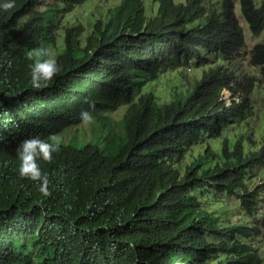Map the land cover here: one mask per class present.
<instances>
[{
	"label": "trees",
	"instance_id": "obj_1",
	"mask_svg": "<svg viewBox=\"0 0 264 264\" xmlns=\"http://www.w3.org/2000/svg\"><path fill=\"white\" fill-rule=\"evenodd\" d=\"M85 1L15 0L0 10V264H263L264 184L255 178L264 143L247 146L226 130L253 114L264 42L246 50L235 0H152L154 11L122 0L88 34L66 24ZM239 2L260 34L264 0ZM61 31V71L33 89L28 53L50 50ZM242 54L259 75L231 68ZM175 65L207 68L189 92L161 102L148 84ZM123 104V136L59 141L40 161L47 196L17 175L21 140L54 139L82 123V111L103 126ZM218 139L220 149L209 145ZM196 145L205 150L183 165Z\"/></svg>",
	"mask_w": 264,
	"mask_h": 264
},
{
	"label": "rangeland",
	"instance_id": "obj_2",
	"mask_svg": "<svg viewBox=\"0 0 264 264\" xmlns=\"http://www.w3.org/2000/svg\"><path fill=\"white\" fill-rule=\"evenodd\" d=\"M121 1L122 0H86L67 16L68 22L66 24L67 26L83 25L86 28L85 33L88 34L92 31L94 22L99 19L106 21L110 16V11L116 5L120 4ZM145 1L148 10L154 11L156 9L157 6H154L152 0ZM255 2L257 5H260L261 0H255ZM235 3L237 15L245 32L247 43L246 50H250L256 43L264 42V30L260 34L254 35L240 11L239 0H235ZM148 15H152V13L148 12ZM63 49L64 33L61 31L56 46L51 47L49 51L56 57ZM189 67H191L190 70L188 69ZM206 68V66L196 67L195 65H188L185 68H179L176 65L174 67L170 66L158 79L150 82L147 89L152 90L161 102L168 101L175 92H189ZM231 68L235 69L236 74L241 78L245 75H259V68L250 64L249 55L246 56L242 54L241 57L233 61ZM252 103L253 114L247 118L248 120L235 123V126L231 129L227 128L229 130H226V133L231 139H233V136L242 135L247 146L250 145L251 147L259 148L264 143V84L258 83V85L255 86V90L252 94ZM126 109L127 105L123 104L116 111L105 113L103 116L105 124L103 126L96 121L94 116H90L91 118L89 120L67 128L59 135L55 136L54 139L64 143H85L91 142L93 138H95V140L99 139L101 145H104L106 141L105 138L108 137V135H124L123 116ZM221 140L222 139L211 141L209 145L213 148L220 149ZM205 147V145L194 146L189 152L190 155L184 159L183 165L190 163L193 158L202 154ZM255 181L264 184V166L258 167ZM262 201L260 208L261 213L264 212V197ZM231 207H234V204H232ZM240 217V214L235 210L232 215V220L236 221ZM255 244L259 248L264 264V241L256 240Z\"/></svg>",
	"mask_w": 264,
	"mask_h": 264
},
{
	"label": "clouds",
	"instance_id": "obj_3",
	"mask_svg": "<svg viewBox=\"0 0 264 264\" xmlns=\"http://www.w3.org/2000/svg\"><path fill=\"white\" fill-rule=\"evenodd\" d=\"M14 3L15 0H0V10L11 9ZM28 56L31 59L29 77L33 89H40L46 86L61 71V65L54 54L44 46L30 50ZM188 69L190 70L191 67ZM225 91L230 92L229 99L231 102L232 97L229 89L225 88L223 90L221 98L228 102L227 98H224ZM238 94L233 99L237 100L235 97H238L239 100ZM230 104L227 103V105ZM80 118L83 121H87L91 118L90 113L82 111ZM59 148L60 142L52 138L44 139L40 136H30L21 140L15 149V157L18 161L17 175L33 181L37 186V190L44 196L49 194V182L47 174L40 167V161L51 160L53 153L57 152Z\"/></svg>",
	"mask_w": 264,
	"mask_h": 264
},
{
	"label": "built area",
	"instance_id": "obj_4",
	"mask_svg": "<svg viewBox=\"0 0 264 264\" xmlns=\"http://www.w3.org/2000/svg\"><path fill=\"white\" fill-rule=\"evenodd\" d=\"M230 95V92L229 91H225V97L224 98H227V103L230 104V99H229V96ZM237 100H238V97H235ZM179 264H185V263H179Z\"/></svg>",
	"mask_w": 264,
	"mask_h": 264
},
{
	"label": "bare ground",
	"instance_id": "obj_5",
	"mask_svg": "<svg viewBox=\"0 0 264 264\" xmlns=\"http://www.w3.org/2000/svg\"><path fill=\"white\" fill-rule=\"evenodd\" d=\"M133 102V101H132ZM253 117V116H252Z\"/></svg>",
	"mask_w": 264,
	"mask_h": 264
}]
</instances>
